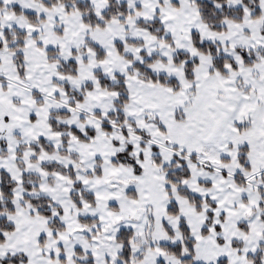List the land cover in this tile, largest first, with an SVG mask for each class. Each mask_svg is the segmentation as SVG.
<instances>
[{"label": "snow or ice", "instance_id": "obj_1", "mask_svg": "<svg viewBox=\"0 0 264 264\" xmlns=\"http://www.w3.org/2000/svg\"><path fill=\"white\" fill-rule=\"evenodd\" d=\"M0 264H264V0H0Z\"/></svg>", "mask_w": 264, "mask_h": 264}]
</instances>
